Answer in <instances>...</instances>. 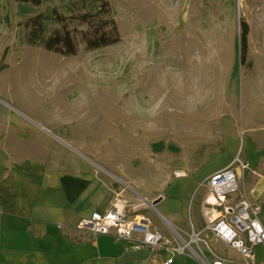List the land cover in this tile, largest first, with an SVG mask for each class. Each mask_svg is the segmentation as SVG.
<instances>
[{
    "label": "rangeland",
    "instance_id": "obj_1",
    "mask_svg": "<svg viewBox=\"0 0 264 264\" xmlns=\"http://www.w3.org/2000/svg\"><path fill=\"white\" fill-rule=\"evenodd\" d=\"M81 1L0 0V138L13 144L6 132L23 127L22 156L77 173L81 164L160 231L152 203L192 193L185 231L199 229L210 196L200 186L213 173L240 157L241 190L264 176V0H106L118 44L88 51L78 39L75 56L28 44L27 20L54 9L76 33Z\"/></svg>",
    "mask_w": 264,
    "mask_h": 264
},
{
    "label": "crops",
    "instance_id": "obj_2",
    "mask_svg": "<svg viewBox=\"0 0 264 264\" xmlns=\"http://www.w3.org/2000/svg\"><path fill=\"white\" fill-rule=\"evenodd\" d=\"M9 128L6 134H10L13 144L6 142L10 139L7 135L4 140L0 138V264L163 263V254L129 251L124 243L110 236L78 231L79 220L90 217L95 211L111 209L121 195L97 175L83 172L81 164V171L77 173L39 156H22L18 149L27 137L25 129L17 125ZM248 184L239 196L262 204L260 220L264 225V176ZM170 194L173 195L170 198L163 194L153 210L165 223L161 224L164 235L171 237L175 231L186 239L190 232L185 231L188 222L183 211L192 193L172 191ZM160 206L161 211L157 209ZM176 208H181L180 212L172 210ZM204 211L206 208L201 209V227L197 230H202L208 221L209 215ZM204 238L226 264H243L237 249L216 240L210 233H205ZM256 261L264 264L262 246L256 248ZM211 262V256L204 249L203 254L179 257L173 264Z\"/></svg>",
    "mask_w": 264,
    "mask_h": 264
},
{
    "label": "built area",
    "instance_id": "obj_3",
    "mask_svg": "<svg viewBox=\"0 0 264 264\" xmlns=\"http://www.w3.org/2000/svg\"><path fill=\"white\" fill-rule=\"evenodd\" d=\"M247 171L249 165L236 157L201 184L200 188L205 187L210 193L205 201L209 206L205 214L209 218L202 230L192 227L186 239L175 231L171 237L164 235L150 218L138 214L136 209L128 211L121 200L109 210L95 211L90 217L79 220L76 229L93 236H110L124 243L129 251L163 254L162 264H173L179 257L198 256L204 249L212 258L210 264H226L204 238L205 233H210L216 240L237 249L243 264H258L256 248L264 247V225L260 220L263 206L244 197L236 203L227 202L239 195ZM183 175L178 173L176 176Z\"/></svg>",
    "mask_w": 264,
    "mask_h": 264
},
{
    "label": "trees",
    "instance_id": "obj_4",
    "mask_svg": "<svg viewBox=\"0 0 264 264\" xmlns=\"http://www.w3.org/2000/svg\"><path fill=\"white\" fill-rule=\"evenodd\" d=\"M20 3H30L35 7L43 4L44 0H16ZM82 0L79 5L88 9L87 13L72 15L71 19L76 33L68 29V18L54 9L48 13L38 14L27 20L25 28L28 30V44L42 47L46 51L61 56H75L79 50L78 39L85 45L86 50L103 49L121 41L118 25L111 15V8L106 0ZM71 14L76 8L72 5ZM91 9V10H90ZM90 10V11H89ZM85 27V28H84ZM53 28V29H52ZM243 58L248 53V27L243 26L241 37Z\"/></svg>",
    "mask_w": 264,
    "mask_h": 264
},
{
    "label": "water",
    "instance_id": "obj_5",
    "mask_svg": "<svg viewBox=\"0 0 264 264\" xmlns=\"http://www.w3.org/2000/svg\"><path fill=\"white\" fill-rule=\"evenodd\" d=\"M142 200L144 201V204L141 205L142 207H144V206H146V205H149V203L147 202L146 199L142 198ZM161 200H162V198H159L158 200L154 201V202L152 203V206L155 205V204H157V203H159ZM141 206H140V207H141Z\"/></svg>",
    "mask_w": 264,
    "mask_h": 264
},
{
    "label": "bare ground",
    "instance_id": "obj_6",
    "mask_svg": "<svg viewBox=\"0 0 264 264\" xmlns=\"http://www.w3.org/2000/svg\"><path fill=\"white\" fill-rule=\"evenodd\" d=\"M211 200H213V199H211Z\"/></svg>",
    "mask_w": 264,
    "mask_h": 264
}]
</instances>
